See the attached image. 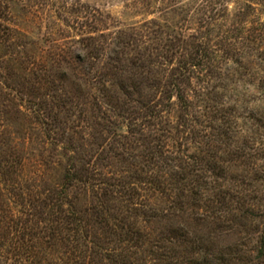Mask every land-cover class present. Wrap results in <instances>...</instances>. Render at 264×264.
Returning <instances> with one entry per match:
<instances>
[{"label":"rangeland","instance_id":"rangeland-1","mask_svg":"<svg viewBox=\"0 0 264 264\" xmlns=\"http://www.w3.org/2000/svg\"><path fill=\"white\" fill-rule=\"evenodd\" d=\"M211 1L0 0V264H69L100 181L144 223L122 185L163 209L170 179L220 194L233 225L190 264H264V52L231 29L246 1Z\"/></svg>","mask_w":264,"mask_h":264},{"label":"trees","instance_id":"trees-1","mask_svg":"<svg viewBox=\"0 0 264 264\" xmlns=\"http://www.w3.org/2000/svg\"><path fill=\"white\" fill-rule=\"evenodd\" d=\"M244 1L247 2L245 9L248 13L245 10L239 13L237 18L241 22L237 26H232L231 29L245 34V40L257 47L262 46L264 52V0ZM211 2V0H202L206 8ZM207 19H213V17L207 16ZM193 38L197 37L193 36ZM201 46L202 44L199 43L197 47ZM204 50L207 48L204 47ZM189 59L192 68L203 62L198 57L191 58L189 56ZM186 69L188 68L184 66L181 70L186 72ZM184 72L180 71V76L188 79ZM176 97L179 102L185 104L179 87L176 88ZM155 182H157V186L161 184L158 178H153L151 175L146 178V184L151 186L147 188L149 193L156 185ZM179 184H181L179 179H170L164 187L161 188L159 185L158 189H154L158 192L159 199L165 202L166 207L163 209H155L153 206L157 198L150 202L151 195H143L136 186L122 185L121 188L126 190L124 194L127 196V200H135V210L140 211L144 224L138 223L136 213L125 216L117 212V216L104 208V201L106 202L109 193L116 191L115 188L119 184L100 181L96 190H93L98 203L85 210L80 217L74 213L76 216L75 227L69 229L73 235L64 238L70 246V256L67 258L69 264H190L188 260L192 258L194 252L199 253V247L204 252L213 249L222 237L220 232L229 234L233 231V225L223 215L227 212L221 206L225 201L221 200L222 198H217V195L220 196V194L213 195L212 200L205 193H201L205 189L189 188L186 186L187 183L183 187H178ZM187 185L189 186V183ZM128 211L126 210L127 213ZM159 213L161 214L159 215ZM251 215L252 211L247 209L239 217L246 219ZM91 216L97 221H93L91 218H86L91 220L90 222L83 220V218ZM155 217L156 219L173 220V222L168 221L170 236L163 232L154 235L149 224ZM83 221L84 225L81 223ZM95 229L92 238L89 237V234ZM83 231L86 234L83 235L84 239L82 237L80 239L78 235ZM89 231L90 233H87ZM190 235L191 238H189ZM79 240H82L83 244H80ZM196 240L199 246L194 243ZM80 245L85 248L84 251L79 249ZM227 248L228 252L225 254L229 256L231 254L229 251H232V248ZM26 264L40 263L29 261Z\"/></svg>","mask_w":264,"mask_h":264}]
</instances>
